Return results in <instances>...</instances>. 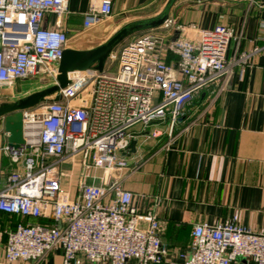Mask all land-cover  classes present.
<instances>
[{"label":"built area","instance_id":"obj_1","mask_svg":"<svg viewBox=\"0 0 264 264\" xmlns=\"http://www.w3.org/2000/svg\"><path fill=\"white\" fill-rule=\"evenodd\" d=\"M47 13H70L69 0H0V88L57 74L69 35L60 22L45 27ZM112 14L113 1L100 0L85 13L84 27ZM242 36L243 30L238 44ZM234 37L229 25L203 29L169 16L115 47L103 71H80L61 88L60 99L24 110L26 142L1 147L15 168L0 191V210L52 223L19 222L8 233L0 264H41L58 249L61 264H164L171 248L158 204L140 212L133 193L109 176L128 166L135 126L169 120L173 127L200 91L215 85L224 90L233 66L260 50L229 59ZM168 50L177 61L164 57ZM70 159L87 171L74 196L63 182L62 165ZM92 170L103 171L101 183L90 181L96 178ZM179 256L183 264H231L239 258L264 264V230L236 220L199 222Z\"/></svg>","mask_w":264,"mask_h":264},{"label":"crops","instance_id":"obj_2","mask_svg":"<svg viewBox=\"0 0 264 264\" xmlns=\"http://www.w3.org/2000/svg\"><path fill=\"white\" fill-rule=\"evenodd\" d=\"M112 1V16L89 29L84 27V15L100 0H69L70 13L61 18L47 13L43 25L56 28L60 22L68 31L67 48L89 49L105 42L128 22L158 15L168 2ZM169 16L203 29L231 26L235 37L229 59L260 48L246 63L233 66L232 74L223 79L224 90L215 85L200 91L173 127L169 120L135 126L132 131L137 142L135 150L129 148L127 152L128 166L109 176L133 193V204L140 212L158 204L162 234L171 248L164 264H183L179 252L189 248L193 227L199 222L236 220L254 231L264 230V1L177 0ZM241 30L238 44L236 37ZM164 57L168 61L179 58L171 50L165 51ZM5 143L8 134L0 119V191L15 168L1 150ZM86 172L83 168V174ZM90 172L96 174L91 182H102L103 171ZM63 182L66 184L65 179ZM30 221L52 223L51 218L34 220L0 210V261L8 233L17 223ZM61 262L58 249L41 264ZM6 264L30 263L18 260ZM231 264L256 263L239 258Z\"/></svg>","mask_w":264,"mask_h":264},{"label":"water","instance_id":"obj_3","mask_svg":"<svg viewBox=\"0 0 264 264\" xmlns=\"http://www.w3.org/2000/svg\"><path fill=\"white\" fill-rule=\"evenodd\" d=\"M177 0H168L164 9L156 16L134 20L123 25L105 42L89 49L66 48L58 68V82L43 89L23 96L14 102L0 105V119L4 121L8 133V143L19 147L26 142V131L23 126V111L47 101L50 97L60 99L61 88L66 87L79 74L87 69L103 71L111 51L132 34L160 26L168 17ZM264 1V0H263ZM136 140L130 148L135 150Z\"/></svg>","mask_w":264,"mask_h":264},{"label":"rangeland","instance_id":"obj_4","mask_svg":"<svg viewBox=\"0 0 264 264\" xmlns=\"http://www.w3.org/2000/svg\"><path fill=\"white\" fill-rule=\"evenodd\" d=\"M125 39L121 43L127 41ZM58 74L54 77H47L45 75L39 77H31L28 79L18 80L12 85H6L0 88V105L7 102H14L19 99L20 96H23L27 93H31L35 90H40L45 87L51 86L58 82ZM55 96L50 97L48 100H53ZM21 98V97H20ZM62 170L66 172L65 176V186L70 191L71 195H76L79 183L83 178V164L78 160H66L62 165ZM97 183H99L97 181Z\"/></svg>","mask_w":264,"mask_h":264},{"label":"trees","instance_id":"obj_5","mask_svg":"<svg viewBox=\"0 0 264 264\" xmlns=\"http://www.w3.org/2000/svg\"><path fill=\"white\" fill-rule=\"evenodd\" d=\"M18 224V223H17Z\"/></svg>","mask_w":264,"mask_h":264}]
</instances>
